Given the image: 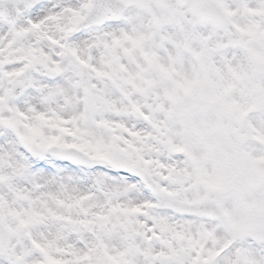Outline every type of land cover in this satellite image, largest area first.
Masks as SVG:
<instances>
[{
  "label": "snow or ice",
  "instance_id": "6c2138e0",
  "mask_svg": "<svg viewBox=\"0 0 264 264\" xmlns=\"http://www.w3.org/2000/svg\"><path fill=\"white\" fill-rule=\"evenodd\" d=\"M0 264H264V0H0Z\"/></svg>",
  "mask_w": 264,
  "mask_h": 264
}]
</instances>
